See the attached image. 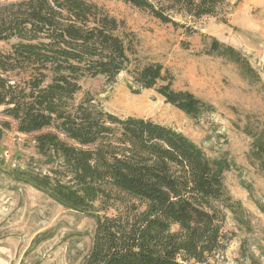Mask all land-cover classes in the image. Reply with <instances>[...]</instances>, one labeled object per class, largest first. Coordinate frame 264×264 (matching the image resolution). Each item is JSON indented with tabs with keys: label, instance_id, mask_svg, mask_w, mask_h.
I'll use <instances>...</instances> for the list:
<instances>
[{
	"label": "trees",
	"instance_id": "obj_1",
	"mask_svg": "<svg viewBox=\"0 0 264 264\" xmlns=\"http://www.w3.org/2000/svg\"><path fill=\"white\" fill-rule=\"evenodd\" d=\"M125 1L142 8L153 0ZM164 1L168 10L201 18L225 0ZM157 17L168 22L162 13ZM0 43L11 44L8 52L0 49L3 114L20 133L36 134L39 155L47 164L59 162L68 179L29 175L26 182L91 216L99 200L115 193L138 204L125 226H100L85 264H203L218 247L221 221L212 204L224 198V176L233 164L209 160L183 134L151 119H121L89 98L75 103L83 79L114 82L129 68L134 34L86 0H19L0 8ZM210 49L244 66L231 47L214 41ZM132 77L139 90L155 89L192 119L213 111L192 92L176 90L159 63L137 66Z\"/></svg>",
	"mask_w": 264,
	"mask_h": 264
},
{
	"label": "rangeland",
	"instance_id": "obj_2",
	"mask_svg": "<svg viewBox=\"0 0 264 264\" xmlns=\"http://www.w3.org/2000/svg\"><path fill=\"white\" fill-rule=\"evenodd\" d=\"M17 1L0 0V8ZM86 1L134 34L135 55L114 82L83 79L75 103L89 98L121 119H151L183 134L209 160L228 159L233 166L224 176L226 194L212 204L221 221L218 247L203 264H264V0H225L201 18L168 10L164 0L142 8L125 0ZM214 41L237 51L244 66L211 52ZM10 45L0 43V49L8 52ZM153 63L173 77L176 90L192 92L213 111L192 119L155 89L139 90L132 71ZM15 75L10 76L19 80ZM3 111L0 107V264H85L100 226L118 221L125 226L137 202L115 193L99 200L92 216L59 205L26 182L29 175H47L66 183L59 162L47 164L36 149V134L20 133ZM172 233L180 230L174 226Z\"/></svg>",
	"mask_w": 264,
	"mask_h": 264
}]
</instances>
